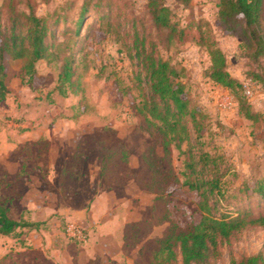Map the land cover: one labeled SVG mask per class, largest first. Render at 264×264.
Instances as JSON below:
<instances>
[{
	"label": "rangeland",
	"instance_id": "374dc122",
	"mask_svg": "<svg viewBox=\"0 0 264 264\" xmlns=\"http://www.w3.org/2000/svg\"><path fill=\"white\" fill-rule=\"evenodd\" d=\"M25 1L13 0L15 8L26 9ZM162 1L174 21L190 25L185 39L154 24L148 0H30L48 17L59 56L37 60L31 81L22 58L5 61L0 197L13 218L31 224L0 237V264H147L198 217L197 193L185 182L188 143H172L165 153L137 109L148 91L136 56L141 48L181 69L204 113L199 140L231 168L221 208L264 216V192L253 188L264 178L262 134L230 90L206 76L210 59L195 40V23L211 30L228 70L250 82L251 93H243L263 115L264 57L245 56L241 39L221 27L218 0ZM7 3L0 0L1 27L9 25ZM261 20L264 30V0ZM68 53L80 89L61 94L58 73ZM68 224L81 227L84 240L71 237ZM256 253L264 264V223L219 241L209 264Z\"/></svg>",
	"mask_w": 264,
	"mask_h": 264
},
{
	"label": "trees",
	"instance_id": "16d2710c",
	"mask_svg": "<svg viewBox=\"0 0 264 264\" xmlns=\"http://www.w3.org/2000/svg\"><path fill=\"white\" fill-rule=\"evenodd\" d=\"M178 1L183 4L190 2ZM25 2L26 9L17 10L13 0H10L6 4L9 25L1 27L0 23V100L8 92L5 61L22 58L24 73L29 75L31 81L37 60L51 55L52 58L59 56V51H54L53 47L60 45V42L49 40L48 17L38 15L30 0ZM217 5L221 27L241 39V46L247 50L245 56L254 61L264 57L261 20L263 0H218ZM148 7L156 26L177 32L179 37L185 39L184 33L190 25H180L174 21L166 3L162 0H148ZM85 12L86 6H83L81 16ZM195 25V40L204 46L210 59L206 76L230 90L237 101L238 111L257 124L264 141L262 111L255 109L243 93V81L228 70L225 53L212 36L211 30L203 29L202 23ZM136 56L145 72L144 79L148 88L137 109L143 113L147 130L161 142L165 153L169 152L172 143L176 146L182 142L188 143L185 150L187 155L184 165L188 170L185 182L197 193L199 212L195 220L180 226L174 240H166L154 259L147 264H209L219 241L249 225L263 224L264 216H253L249 210L221 208L222 201L229 195L225 176L231 168L221 153L204 148L199 140L204 113L188 95L181 69L168 58L157 56L144 48L139 49ZM74 75L73 57L68 53L63 56L58 73L57 89L61 94L67 90L77 92L80 89ZM193 133L195 136L192 142ZM253 188L264 192V178L257 180ZM9 212V205L0 197V237L14 235L18 227L31 224L27 220L13 218ZM261 260L262 256L256 253L232 258L231 264H259Z\"/></svg>",
	"mask_w": 264,
	"mask_h": 264
},
{
	"label": "built area",
	"instance_id": "2783aa9c",
	"mask_svg": "<svg viewBox=\"0 0 264 264\" xmlns=\"http://www.w3.org/2000/svg\"><path fill=\"white\" fill-rule=\"evenodd\" d=\"M248 83L250 82L244 84V92L246 93V95H249L251 93L250 85ZM66 231L71 237L76 238L78 240H84L85 238L83 229L77 225L68 224L66 227Z\"/></svg>",
	"mask_w": 264,
	"mask_h": 264
},
{
	"label": "crops",
	"instance_id": "0c3cea01",
	"mask_svg": "<svg viewBox=\"0 0 264 264\" xmlns=\"http://www.w3.org/2000/svg\"><path fill=\"white\" fill-rule=\"evenodd\" d=\"M6 236V235H5Z\"/></svg>",
	"mask_w": 264,
	"mask_h": 264
}]
</instances>
